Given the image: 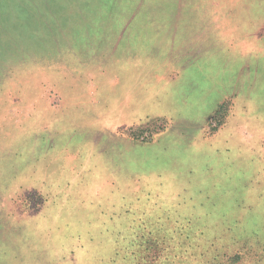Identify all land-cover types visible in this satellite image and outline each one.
Here are the masks:
<instances>
[{"label": "rangeland", "instance_id": "1", "mask_svg": "<svg viewBox=\"0 0 264 264\" xmlns=\"http://www.w3.org/2000/svg\"><path fill=\"white\" fill-rule=\"evenodd\" d=\"M0 264H264V0H0Z\"/></svg>", "mask_w": 264, "mask_h": 264}, {"label": "crops", "instance_id": "2", "mask_svg": "<svg viewBox=\"0 0 264 264\" xmlns=\"http://www.w3.org/2000/svg\"><path fill=\"white\" fill-rule=\"evenodd\" d=\"M217 110H218V109L215 108L214 111H212V112L210 113V115L208 116V118L212 117V115H213L215 112H217Z\"/></svg>", "mask_w": 264, "mask_h": 264}]
</instances>
